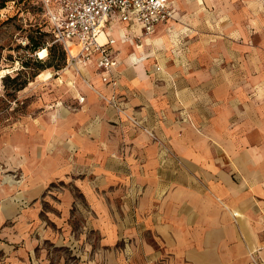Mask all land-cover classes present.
Instances as JSON below:
<instances>
[{
  "label": "crops",
  "instance_id": "crops-1",
  "mask_svg": "<svg viewBox=\"0 0 264 264\" xmlns=\"http://www.w3.org/2000/svg\"><path fill=\"white\" fill-rule=\"evenodd\" d=\"M173 8L151 34L103 30L116 86L81 64L61 101L0 133V264L264 260V0Z\"/></svg>",
  "mask_w": 264,
  "mask_h": 264
},
{
  "label": "built area",
  "instance_id": "built-area-1",
  "mask_svg": "<svg viewBox=\"0 0 264 264\" xmlns=\"http://www.w3.org/2000/svg\"><path fill=\"white\" fill-rule=\"evenodd\" d=\"M36 3L47 17L51 44H60L66 53V61L73 65L93 61L101 81L110 87L117 85L112 73L118 65L113 49L115 39L110 35L103 41L99 39L108 24L135 25L147 35L157 24L170 20L174 13L173 0H36ZM83 81L89 85L87 79L83 78ZM94 91L118 117L144 131L152 140H157L152 130L129 113L114 93L106 95L96 89ZM81 101L83 97L79 98ZM248 258L250 264H264L256 250L249 251Z\"/></svg>",
  "mask_w": 264,
  "mask_h": 264
},
{
  "label": "rangeland",
  "instance_id": "rangeland-1",
  "mask_svg": "<svg viewBox=\"0 0 264 264\" xmlns=\"http://www.w3.org/2000/svg\"><path fill=\"white\" fill-rule=\"evenodd\" d=\"M0 6V133H6L25 124L46 105L61 101L67 84L81 69L66 61L60 44H51L47 17L36 8V0H0ZM32 40L39 42L34 50ZM41 48L46 49L41 60L60 68H45L52 75L49 79L36 76L17 90L26 72L34 68V60L40 59L37 51ZM5 172L6 178L16 180L10 171Z\"/></svg>",
  "mask_w": 264,
  "mask_h": 264
},
{
  "label": "trees",
  "instance_id": "trees-1",
  "mask_svg": "<svg viewBox=\"0 0 264 264\" xmlns=\"http://www.w3.org/2000/svg\"><path fill=\"white\" fill-rule=\"evenodd\" d=\"M2 7V6H0ZM36 8H39V10L42 11V8L40 7L39 4L36 3ZM50 33V36H51V31H49ZM52 38V36H51ZM51 41V40H50ZM54 44V43H52ZM39 45V42H34L32 40V44H30V47H32V49H36V47ZM26 47H29L28 45ZM34 68H31L32 70H29L28 72H26V74L24 75L25 79L21 81V83H19V86L17 88V90H20L22 89L24 86H26L27 82L33 78H35L37 76V74L39 72H41L42 70H44L45 68H48V67H51V66H54L52 65L51 63H45L44 61H42L41 59L37 60L35 59L34 60ZM27 66V65H26ZM55 69H59L60 67L57 65V66H54ZM16 79V77L14 78Z\"/></svg>",
  "mask_w": 264,
  "mask_h": 264
},
{
  "label": "bare ground",
  "instance_id": "bare-ground-1",
  "mask_svg": "<svg viewBox=\"0 0 264 264\" xmlns=\"http://www.w3.org/2000/svg\"><path fill=\"white\" fill-rule=\"evenodd\" d=\"M37 55L40 59H43L45 56H46V49L45 48H41L37 51ZM73 67H80V64H76V65H73ZM67 68V67H66ZM66 70V69H65ZM3 72H0V74H2ZM51 73L47 70H43L41 72H39L37 74V77H41L43 78L44 80H47L51 77Z\"/></svg>",
  "mask_w": 264,
  "mask_h": 264
}]
</instances>
